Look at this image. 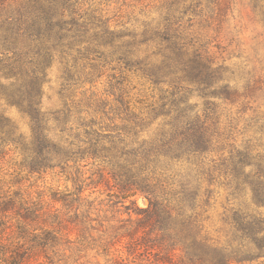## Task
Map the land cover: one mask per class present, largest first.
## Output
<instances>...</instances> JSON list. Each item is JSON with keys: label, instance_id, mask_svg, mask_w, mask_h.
I'll list each match as a JSON object with an SVG mask.
<instances>
[{"label": "trees", "instance_id": "obj_1", "mask_svg": "<svg viewBox=\"0 0 264 264\" xmlns=\"http://www.w3.org/2000/svg\"><path fill=\"white\" fill-rule=\"evenodd\" d=\"M111 1L0 0V264H76L90 239L106 264H264V48L211 32L237 0ZM51 172L65 189L27 182Z\"/></svg>", "mask_w": 264, "mask_h": 264}, {"label": "rangeland", "instance_id": "obj_2", "mask_svg": "<svg viewBox=\"0 0 264 264\" xmlns=\"http://www.w3.org/2000/svg\"><path fill=\"white\" fill-rule=\"evenodd\" d=\"M106 0H104L105 2ZM124 1L128 4H137L139 0H112L111 7L116 8L117 6L121 5ZM148 3L153 2V0H141V2ZM125 9H131L130 7L125 6ZM241 30V31H240ZM212 34H220L218 35V40L220 42H227V38L231 34H237V42L233 43V47L237 46L238 42H242L243 48H252L256 45H260L264 48V30L262 26L256 21L252 10L249 6V0H237V4L234 7V10L230 16H228L227 20L221 24L220 31L217 33V30H211ZM241 32V33H240ZM61 66L59 64H55L52 69L50 70L49 80L44 86V96H43V105L46 109H54L58 107L61 103ZM106 78H102L96 82V85L93 87L94 91L98 90V93L104 91V84ZM133 84L139 87L138 79L133 78ZM89 89L92 90L91 86L88 85ZM82 91V90H81ZM79 94V92L77 93ZM10 114L17 118L20 121L23 129L25 131H29V124L28 121L22 117L15 109L10 110ZM18 153L12 152L9 156L5 159H0V177L12 178L14 174H11L14 169V162L18 159ZM27 182L33 185L32 189L35 191L42 192L43 189H48V187H56L60 185L62 188L65 189V182L62 179H59V176L54 174L53 172L48 174H35V175H28L26 176ZM70 186L72 184H69ZM90 193V189L86 191ZM99 193L92 194V198L98 196ZM100 197L104 198V195ZM138 203L140 206H145L146 202L144 201L143 197L138 199ZM216 217V213H215ZM74 234V232H73ZM91 239L88 242V248L80 247L81 249L78 250L81 257L76 264H106V260L103 256L97 255V250L92 248ZM79 246V244H78ZM67 254L72 253L70 250H66Z\"/></svg>", "mask_w": 264, "mask_h": 264}]
</instances>
